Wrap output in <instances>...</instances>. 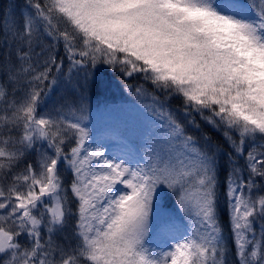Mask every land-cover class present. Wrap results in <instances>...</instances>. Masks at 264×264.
<instances>
[{
    "label": "snow or ice",
    "instance_id": "snow-or-ice-1",
    "mask_svg": "<svg viewBox=\"0 0 264 264\" xmlns=\"http://www.w3.org/2000/svg\"><path fill=\"white\" fill-rule=\"evenodd\" d=\"M25 8L0 24V264H230L225 218L264 264V0ZM108 72L149 101L121 155L90 120Z\"/></svg>",
    "mask_w": 264,
    "mask_h": 264
},
{
    "label": "trees",
    "instance_id": "trees-1",
    "mask_svg": "<svg viewBox=\"0 0 264 264\" xmlns=\"http://www.w3.org/2000/svg\"><path fill=\"white\" fill-rule=\"evenodd\" d=\"M259 0H257V3ZM26 0H0V24H2V21L4 19H11L12 13L15 12L17 18H19L20 13L26 12L25 8ZM103 78L111 80L112 87L110 90L104 94L97 97H92L91 99V125L92 129H99L98 124L94 123V117L96 114H104L107 115L110 113L111 110H115L118 108L119 105H121L122 102H129L131 104H135L137 106H140L142 108L145 107V105L149 102L146 98L145 99H138L135 93L129 94L127 91H124L118 85L121 82V78L118 74H114L111 72L108 73H102L101 74ZM133 84L136 83L135 80L131 81ZM147 88L151 89V85H146ZM62 89H57L54 96L50 97L49 103L51 101L59 99L60 95L62 94ZM173 105H176L179 103V101L174 100ZM128 132L127 135L131 134L134 135V132L132 133L128 127L125 128ZM204 131L207 132L210 136L213 138H218L217 134L213 132V130L210 127L205 126ZM198 135V133H197ZM135 136V135H134ZM264 194V193H262ZM70 195V194H69ZM169 205H171V200L169 199L167 201ZM221 207L223 208V202L221 203ZM177 220H180L183 224H185L188 227L189 225L184 223L180 216H177ZM192 230H194V225L191 226ZM225 229L226 234L228 236V246L232 249V251L226 256V260L230 262V264H235L236 262V256H235V248L232 244L231 234L227 231V223L225 218Z\"/></svg>",
    "mask_w": 264,
    "mask_h": 264
},
{
    "label": "rangeland",
    "instance_id": "rangeland-1",
    "mask_svg": "<svg viewBox=\"0 0 264 264\" xmlns=\"http://www.w3.org/2000/svg\"><path fill=\"white\" fill-rule=\"evenodd\" d=\"M142 107L129 102H122L117 109L111 110L107 115L96 114L94 123L99 129H94L95 136L101 143L108 145L112 153L121 155L134 150L137 141L135 130L145 123ZM128 127L134 135H127ZM178 223H180L177 220ZM182 225V224H181ZM184 231H188L182 225Z\"/></svg>",
    "mask_w": 264,
    "mask_h": 264
}]
</instances>
